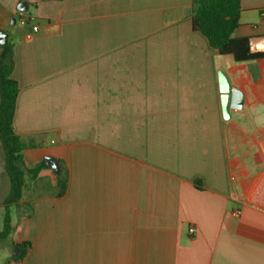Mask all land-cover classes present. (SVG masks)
I'll use <instances>...</instances> for the list:
<instances>
[{
	"label": "crops",
	"instance_id": "obj_1",
	"mask_svg": "<svg viewBox=\"0 0 264 264\" xmlns=\"http://www.w3.org/2000/svg\"><path fill=\"white\" fill-rule=\"evenodd\" d=\"M192 2L0 0L22 165H57L28 174L9 206L0 264L21 242L10 264H264V58L219 54L193 30ZM240 7L233 36L264 38V0ZM221 71L243 93L228 118ZM8 189L1 149V227Z\"/></svg>",
	"mask_w": 264,
	"mask_h": 264
},
{
	"label": "trees",
	"instance_id": "obj_2",
	"mask_svg": "<svg viewBox=\"0 0 264 264\" xmlns=\"http://www.w3.org/2000/svg\"><path fill=\"white\" fill-rule=\"evenodd\" d=\"M240 0H193L192 28L201 33L210 47L221 55H231L235 62L264 58V51H251L248 38L235 37L233 32L239 23ZM11 47L9 43L0 45V146L4 155V168L8 177L9 189L4 198V216L0 229V243L6 240L11 231L9 206L21 196L28 174H35L46 167L45 162L31 168L22 165L21 151L27 146L12 128V116L18 93L17 82L11 77ZM67 175L63 167L58 171L56 196L66 190ZM19 253L8 261H20L26 254L28 242L16 243Z\"/></svg>",
	"mask_w": 264,
	"mask_h": 264
},
{
	"label": "water",
	"instance_id": "obj_3",
	"mask_svg": "<svg viewBox=\"0 0 264 264\" xmlns=\"http://www.w3.org/2000/svg\"><path fill=\"white\" fill-rule=\"evenodd\" d=\"M17 9L20 11H25L27 9V3L25 1H20L17 5ZM11 23H14V19L11 20ZM7 42V34L0 30V45ZM219 89L221 92V108L222 115L224 118L229 117V109H241L243 103V93L238 88L232 87L229 83L228 78L224 72H219ZM45 164L49 167L57 168L56 162L51 157H46L44 160ZM20 251L18 246H14L11 258H14Z\"/></svg>",
	"mask_w": 264,
	"mask_h": 264
},
{
	"label": "built area",
	"instance_id": "obj_4",
	"mask_svg": "<svg viewBox=\"0 0 264 264\" xmlns=\"http://www.w3.org/2000/svg\"><path fill=\"white\" fill-rule=\"evenodd\" d=\"M18 21L21 25L23 26H30V32L26 35L27 38H30L32 36V34H34L35 32H37V25L34 22V17L32 15L27 14L25 11H18ZM264 47V38L259 39L256 42H250L249 43V48L250 50H258L259 48H263ZM239 210L236 209L234 211L235 215H238ZM190 234H193L195 229L193 226H190L188 229Z\"/></svg>",
	"mask_w": 264,
	"mask_h": 264
},
{
	"label": "rangeland",
	"instance_id": "obj_5",
	"mask_svg": "<svg viewBox=\"0 0 264 264\" xmlns=\"http://www.w3.org/2000/svg\"><path fill=\"white\" fill-rule=\"evenodd\" d=\"M0 162H1V149H0ZM0 227H1V224H0ZM8 244H9L8 240H4L0 243V259L1 257H3L5 246H9Z\"/></svg>",
	"mask_w": 264,
	"mask_h": 264
}]
</instances>
